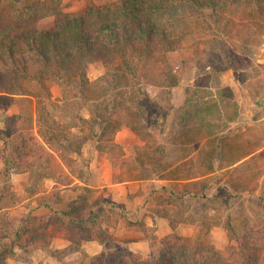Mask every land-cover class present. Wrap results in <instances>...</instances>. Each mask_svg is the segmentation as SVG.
I'll return each mask as SVG.
<instances>
[{
    "label": "rangeland",
    "instance_id": "obj_1",
    "mask_svg": "<svg viewBox=\"0 0 264 264\" xmlns=\"http://www.w3.org/2000/svg\"><path fill=\"white\" fill-rule=\"evenodd\" d=\"M35 1L16 0V4L22 7ZM67 1L69 4L75 2ZM83 1L81 4L88 7L90 3L120 0ZM11 2L0 0V9L8 8ZM82 10L81 6L78 11ZM204 12L202 16L196 14L194 21L190 22L196 24L192 27L195 31L185 41L184 47L169 56L170 68L178 77V84L172 88L169 98L174 104L180 102L177 106H181L188 87L193 90L196 87L197 93L206 97L215 89L217 98H222L225 103L222 102V118L215 120L213 127L209 123H199L191 128L190 135H184L178 124V115L172 116L171 125L166 127L161 123L162 117L155 114L159 125H151L149 131L123 129L113 135L110 133L108 141L100 146L91 136L92 126L86 120L90 116V107L86 103L96 92L93 88L83 91L78 80L67 82L46 77L40 83L34 79L26 83L27 92L33 96L0 95V150L6 145L12 150L14 143L31 139L32 142H43L57 159H34L33 155L28 159L31 160L29 165L28 161L18 167L16 159L5 163L0 157V233L15 232L21 220L30 214L38 217L35 225L39 228L33 231L34 242L27 249L15 247L7 264H91L93 255L74 252L82 244L72 241L61 222L48 223L49 209L38 205L44 192L53 191L54 208H67L71 200L84 192V185L79 186L77 181L75 185L63 186L75 178L89 182V166L96 158L102 161V165L104 162L114 165L112 170L106 171L107 177L113 181L152 175L150 166L141 168L138 163L142 159L148 160V153L155 152L156 143L160 141L166 144V157L164 167H158L157 173L178 158L196 154L193 161L189 157L185 159L186 165H181L177 172L182 176L194 172L202 174L206 168L199 150L205 142V134L214 132L217 127L219 133L226 135L222 165L247 154L234 161L233 165L211 173L218 185H225L228 192L221 191L222 196L218 200L214 196L205 199L187 197L182 202L178 199L172 202L168 193L161 190L151 194L149 204L144 205L146 215L158 213L168 217L170 225L176 226L172 232L203 240L221 250L236 245L237 237L247 231L255 235L264 233V13L261 15L247 3L232 4L220 12L221 22H218L209 16L210 9ZM43 26L47 28L48 24ZM113 71L114 68L99 62L88 67L87 76L96 88L97 80ZM149 76L153 75L149 72ZM149 76L146 77L151 78ZM141 77L145 82L146 77ZM227 100L229 104H226ZM160 105L161 102L157 104ZM109 138L113 141L109 142ZM35 147L38 153L42 150ZM168 173L166 170L165 174ZM97 196L106 198L103 192L93 188L89 201ZM58 197L62 199L58 200ZM118 206L104 203L105 209L101 214L103 226L109 231L115 228L113 233L123 227L121 223L117 228L122 213L126 212ZM96 209L99 210L100 206ZM88 212V208H84L82 215L87 216ZM74 216L80 214L75 212ZM229 221L234 225V233L227 226ZM156 231L157 227L138 221L135 228L124 231V237L120 235L114 239V234H111L114 245L105 244L99 254H104L102 260L105 264L117 263L111 257L114 252L117 255L124 253L128 260L130 256L143 260L158 257L165 236L158 235ZM31 234H26L24 240H29ZM143 234L150 243V252L130 249L129 242L142 238ZM4 242L11 241L4 239ZM68 242L66 247H58ZM262 246L264 243L259 242L260 249Z\"/></svg>",
    "mask_w": 264,
    "mask_h": 264
},
{
    "label": "trees",
    "instance_id": "obj_2",
    "mask_svg": "<svg viewBox=\"0 0 264 264\" xmlns=\"http://www.w3.org/2000/svg\"><path fill=\"white\" fill-rule=\"evenodd\" d=\"M242 3L251 5L261 15L264 13V0H120L90 3L86 12L80 15L65 13L60 0H36L22 7L12 0L8 8L0 9V95L33 96L27 92L26 83L34 79L40 83L46 77L67 82L78 80L83 91L93 88L96 92L86 103L91 112L86 120L92 126L91 136L100 146L108 141L110 133L113 135L123 126L138 132L149 131L151 125H159L158 117H154L158 114L166 127L171 125L172 116L178 115L184 135H190L191 128L199 123H209L213 127L212 123L222 118L225 100L217 98L215 89L206 97L197 93L196 87L194 90L188 87L184 104L175 107L169 95L178 84V77L171 70L168 59L194 34L192 27L196 24L190 22L196 14L202 16L210 9L209 16L221 22L220 12L229 5ZM47 16H54L52 29L39 27V21ZM98 61L114 71L100 77L95 88L87 76V69ZM142 75L144 79L146 76L151 78L146 77L143 82ZM159 102L160 107L157 106ZM229 103L227 100L226 104ZM219 132L218 127L214 132H207L199 150L206 168L204 177L196 183L172 182L168 186L172 202L176 199L182 202L187 197L205 199L214 196L218 200L221 191L228 192V188L218 185L210 173L233 165L247 154L222 165L226 135ZM110 141L113 140L109 138ZM35 146L42 150L38 153ZM158 149L164 155L165 145ZM0 152L5 163L14 158L18 167L25 165L33 155L34 159L49 157L57 161L43 142H32L31 139L14 143L12 150L6 145ZM157 163L161 164L162 159ZM92 189L83 186L84 192L71 200L65 209L54 208L53 191L44 193L39 205L50 208L48 223L61 222L77 244L96 239L113 246L112 235L103 226L101 216L104 203L112 202L102 196L89 201ZM118 207L123 206L119 204ZM84 208L89 210L87 216L82 215ZM75 212L80 216L75 217ZM37 219L36 215L30 214L22 219L15 232L0 233V264H7L15 247L27 249L34 242L33 231L39 229L35 225ZM171 226L176 227L175 224ZM227 226L235 232L232 222L229 221ZM30 232L29 240H24ZM4 239L11 242H4ZM259 242L264 243V233L255 235L247 231L237 237L236 245L221 250L211 243L173 231L164 237L158 257L143 260L130 256L128 260L122 252L120 255L114 252L111 257L117 261L115 264H264V246L260 249ZM103 257L104 254L91 256V264H105Z\"/></svg>",
    "mask_w": 264,
    "mask_h": 264
},
{
    "label": "crops",
    "instance_id": "obj_3",
    "mask_svg": "<svg viewBox=\"0 0 264 264\" xmlns=\"http://www.w3.org/2000/svg\"><path fill=\"white\" fill-rule=\"evenodd\" d=\"M74 1L75 2L72 1V4H69L68 1L66 2V0H62V3H61L62 10L65 13H68L71 15L84 14L88 8L87 6H84V4H81V2H84V1L83 0H74ZM81 6L83 10L78 11V9H80ZM46 24H48V27L44 28L43 25H46ZM39 27L44 28V29H52L54 27V16H47L41 19L39 21ZM94 63H99V61L94 62ZM94 63L90 65H93ZM171 103L175 107H180V106H177L179 105L180 102H175L174 104L171 100ZM90 116H91V112H90ZM90 116L88 118H90ZM127 128L135 131L130 126H123L116 132H120L123 129H127ZM135 132H138V131H135ZM156 145H157V148L155 152L152 151L148 153V160L142 159V161L141 162L139 161L138 163V166L141 168L142 167L149 168L150 166L149 172L154 173L152 174L153 176L152 175L137 176L134 178L113 181L110 179V176L107 177L106 174L107 172H109L110 170L114 168V165H111V164L109 165L105 162L103 163L104 165H102V161L96 158L89 166V170L91 174L89 182L84 181L81 178H75V180L63 186V187H69V186L75 185V183H78L77 181H79L80 183L78 184L79 186L86 185L90 188L97 189L98 192L100 193L103 192L104 197L110 199L112 203L118 204V205L120 204L123 206L122 208L126 212L125 214L122 213V217H121L122 219L120 220L119 226L117 228L121 227V223L123 224V227L120 230L116 229L115 233H113L115 231V228L113 227L111 228V231H110L111 234H114V239L119 238L120 235L124 237L125 236V234H123L124 231L125 230L130 231V229L135 228L136 223L138 221H144V223H146L147 225H153L157 227L156 233L160 236H166L170 234L172 232V226L170 225V220L168 219V217L159 215L158 213H153V215H146L145 206L149 204V198L152 197L151 194L163 190L168 193V198H169L170 196H169L168 186L172 182L177 181V182H182V183L183 182L184 183H188V182L196 183L197 181H199L201 178L204 177V175H202L203 173L196 174V172H194L193 174L191 173L190 175H188L189 174L188 173L182 176L181 174L177 172L178 169L181 168L180 167L181 165L183 164L186 165L185 159H187L190 155L186 157L178 158L176 161H174V163L170 164L168 167H165L164 170H161L160 172L157 173L158 167H164L163 160L166 157V151L164 155H161V153L158 151L159 150L158 146L165 145V148H166V144L165 142L161 144V141H160V142H157ZM194 155L195 156L189 157L190 161L195 160L196 154ZM159 159H162L161 164L157 163ZM149 164H152V165H149ZM166 170L169 171L168 174H165ZM188 176H192V178H189ZM180 178H183V179H180ZM54 183H58V182L54 181ZM45 192H50V190L45 191ZM38 205H39V202H38ZM39 207L44 208L47 206L39 205ZM48 209H49V213L47 214V221L49 218V214L51 212L50 208ZM68 240L70 242V239ZM69 242L59 245L58 247H66L67 245H69ZM81 244H80L81 246L78 249H75L74 251L75 253H80V254L86 253L88 255H97L101 253V251L106 247L104 243H101L100 241L96 239L83 241ZM129 248L135 252L148 253L150 252V243L148 242L146 235L143 234L142 238L136 239V240L134 239L130 241Z\"/></svg>",
    "mask_w": 264,
    "mask_h": 264
}]
</instances>
